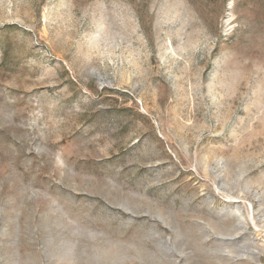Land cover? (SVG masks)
<instances>
[{
  "label": "rangeland",
  "instance_id": "1",
  "mask_svg": "<svg viewBox=\"0 0 264 264\" xmlns=\"http://www.w3.org/2000/svg\"><path fill=\"white\" fill-rule=\"evenodd\" d=\"M0 264H264V0H0Z\"/></svg>",
  "mask_w": 264,
  "mask_h": 264
}]
</instances>
